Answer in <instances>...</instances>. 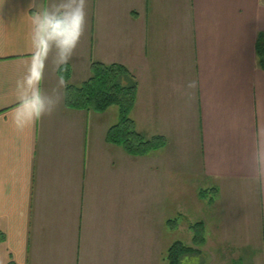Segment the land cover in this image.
<instances>
[{
	"label": "crops",
	"instance_id": "1",
	"mask_svg": "<svg viewBox=\"0 0 264 264\" xmlns=\"http://www.w3.org/2000/svg\"><path fill=\"white\" fill-rule=\"evenodd\" d=\"M262 36L264 0H0V264H264ZM94 63L163 146L66 105Z\"/></svg>",
	"mask_w": 264,
	"mask_h": 264
},
{
	"label": "trees",
	"instance_id": "2",
	"mask_svg": "<svg viewBox=\"0 0 264 264\" xmlns=\"http://www.w3.org/2000/svg\"><path fill=\"white\" fill-rule=\"evenodd\" d=\"M259 64L264 70V36L257 43ZM128 71L119 65H92V77L81 86H66V105L72 109L105 113L113 106L120 109L119 124L109 130L108 141L122 147L128 154L144 156L165 144L161 138L146 140L137 130L130 113L136 102L137 86L128 78ZM68 80V77H66ZM125 80V84L123 83ZM197 230V229H196ZM201 238L196 232V241ZM0 230V243L4 241ZM192 250L180 243L173 245L168 253L167 264H181Z\"/></svg>",
	"mask_w": 264,
	"mask_h": 264
},
{
	"label": "rangeland",
	"instance_id": "3",
	"mask_svg": "<svg viewBox=\"0 0 264 264\" xmlns=\"http://www.w3.org/2000/svg\"><path fill=\"white\" fill-rule=\"evenodd\" d=\"M122 81H125V80L122 79ZM117 108H118V107L115 106V109H117ZM170 205H171V204H170ZM169 211H171V207H170ZM170 234H171V233H170ZM172 238H173V237H171V236L169 235V240H170V242H171ZM187 255H188V254H187Z\"/></svg>",
	"mask_w": 264,
	"mask_h": 264
}]
</instances>
